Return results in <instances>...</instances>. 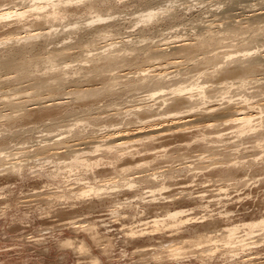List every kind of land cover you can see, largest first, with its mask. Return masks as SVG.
Instances as JSON below:
<instances>
[{
    "label": "rangeland",
    "instance_id": "obj_1",
    "mask_svg": "<svg viewBox=\"0 0 264 264\" xmlns=\"http://www.w3.org/2000/svg\"><path fill=\"white\" fill-rule=\"evenodd\" d=\"M32 1L0 0V4L22 9ZM118 1L111 2L113 5L101 4L92 10L85 3L73 1L65 6V12L47 21L34 13H28L23 19L13 16L0 21V62L10 55L19 60L44 58L30 77L11 82L4 80L6 70L0 68V264H258L264 259V229L258 228L248 232L241 227L236 240H243L236 243L234 251L225 246L223 237L210 256L193 242H186L184 250L176 257L163 249L166 244L177 245L185 238L198 240L210 229L209 234L219 238L220 226L242 224L264 216V142L238 137L235 127L223 123V119L216 126L193 121L185 126L183 133H168L157 136L152 142L132 143L118 159L107 154L105 145L96 152H92L96 143L82 145L79 151H87L86 157L102 158L99 166L88 170L63 168L57 174L53 172L55 163L38 159L43 154L35 155L47 139L46 143H52L57 138H72L76 132L87 139L97 136L100 140L97 143L104 142L114 128L138 125L140 117L148 114V107H152L155 117H163L162 122L166 123V112L177 107L171 106L170 100L165 105L159 97H145L143 94L147 92L143 88L127 90L123 85L128 81L121 80L112 86V91L86 100L64 94L70 98L59 105L29 109V103L36 97L60 95L45 90L33 96L29 87L36 80L34 78L51 81L60 75L69 80L68 84L94 83L102 87L101 79H86L84 75V70L93 65L90 58L101 50L95 47L118 40L115 36L119 35L125 39L134 38L129 46L137 44L139 47L161 44L177 36L195 38L198 26L214 18L211 10H224L229 0ZM249 3L259 8L264 0ZM153 10L159 12L158 17L150 22L142 21L143 15ZM96 13L102 14L106 21L95 20ZM89 18L94 21L91 23ZM260 19L251 21L250 25L237 21L224 25L215 20L216 25H221L217 28H220L222 41L214 51L235 56L252 49L255 53L248 60L264 55V17ZM108 22L115 23L114 30L118 29L97 35L94 28ZM40 27H51V33L46 38L18 39ZM233 28H237L234 35L230 34ZM65 44L70 47L66 57L70 60L68 67L61 60L50 62L46 59L51 51ZM146 60L137 58L132 68L146 65ZM212 70V64L185 59L181 66L168 68L167 71L172 72L167 74L165 85L168 86L163 89L169 92L172 86L201 82L208 96H194L199 109L215 103L222 108L229 103L244 105L247 98L255 105V111L264 110V83L253 79L264 77V63L247 79L252 81L242 87L226 85L224 75L219 71L210 74ZM8 100L22 105H9ZM139 104L142 107L136 110ZM74 153L59 154L56 161L69 162ZM13 163L23 166L21 173L12 170ZM231 163L235 165L230 166ZM229 167L233 175L225 173ZM152 174L157 175L155 182L146 180L145 176ZM88 180L106 188L100 198L94 194L84 197L75 194ZM162 183L167 187L156 189L153 194L151 190L161 187ZM153 197L156 201H151ZM181 208L187 209L189 216L197 221L180 230L161 225V229L150 234L155 228L152 221L155 217H165L167 211ZM203 218L205 221H200ZM204 223L215 226L206 229ZM131 229L138 230L141 235L130 238L127 234ZM67 238L75 243L82 240L86 250L80 252L75 245H64ZM157 251H162L163 256L155 259ZM91 257L98 258V262H92Z\"/></svg>",
    "mask_w": 264,
    "mask_h": 264
},
{
    "label": "bare ground",
    "instance_id": "obj_2",
    "mask_svg": "<svg viewBox=\"0 0 264 264\" xmlns=\"http://www.w3.org/2000/svg\"><path fill=\"white\" fill-rule=\"evenodd\" d=\"M73 1L85 3L86 6L90 10H92V9H96L101 4L104 5L109 3L108 5H113L111 2L118 0H33L31 4H27L23 6L22 9H18V8L11 9L9 7H2L5 4L1 3L0 21L11 19L13 16H15L16 18L23 19V17L28 13H32V14L34 13L39 18H43L45 21H47L56 18L58 15H61L62 11L65 12L66 10L65 6L72 3ZM250 1L252 0H229L226 1L228 3L226 8L225 9L223 8L224 10L218 11L215 8L213 11L211 10L214 18L211 20L209 19L210 21H208L209 22L208 24H206L207 23L206 22L205 24H200L198 26L199 28L197 31L198 34L196 35L195 38L193 37L190 38L189 36L181 37L175 35L177 36L176 38L165 41L164 43L157 45L156 44L148 45L145 47L141 45V47H139L136 46L137 44L133 46H129L131 45L130 43L133 42L132 40L134 38H132V40L129 39L130 37H128V39H125L126 37L124 38L119 35V37L115 36V38H119L118 40L111 42L109 41L108 43L105 44L103 43L104 45L101 46H97V47L94 46L96 49L98 50L101 49V50L97 51V53H95V55H93L92 58H90L93 61V65L90 68L84 70L85 71L84 75L86 79H91V80L101 79L103 81L102 87H99L100 85L95 86L93 85L94 83L77 84V85L68 84L69 80L67 81V78L62 77L60 75H57L51 81L42 78H34L36 80L33 83H30V87H29L32 88L31 90H33L32 92L33 96H39L45 90H47L52 95H54L55 93H58L60 95L56 97V96H48L47 94L46 97H40V96L36 97L34 101L29 103L30 104L29 109H35L40 105L43 106H51L56 104L59 105L63 102L65 98L67 97L70 98V96H65L64 94H70L76 100H86L89 97L92 96L94 97L95 95H99L101 93L103 94V92L105 91H110V90L112 91L113 90L112 86L121 80L128 81L126 85L125 84L123 85L127 90L132 91L139 88H143V90L145 89L144 91L147 92L146 94H143L145 97L146 96L149 98L159 97L162 104L165 105H167L168 100H170V105L177 107L176 110H170L169 112H166L167 114L165 118H167L166 121H168L166 123L162 122L164 121L162 119L163 117H155L156 114H152V107H148L146 110L147 112L149 111L148 114L144 115L143 117H140L138 125L131 128H125V127L114 128L112 131L108 132V135L104 139V142L97 143L100 142V140L97 139L96 135H95L96 137H89L90 139H87V137H84L81 132H76L75 136H73L72 138H65V139L57 138L52 143H46L48 140L47 139L45 144L41 145L42 147L38 148V151L35 152V155L43 154L44 156L39 157L38 159H44L43 161H46L47 163H53V164L55 163V168L53 172L57 174L60 173L63 168H67V169L69 168L70 171L80 168H84L85 170H88L99 166L102 158L99 157L95 160H91V158L86 157L85 153L88 154L87 151H79L81 150V148H83L80 147L82 145L96 143L95 148L92 150V152L98 151L99 149H101L100 147L102 145H105L104 150L107 152V154H111L113 155V157L118 159L123 157V153H125V151L124 152L122 151L132 143L144 142V140H147L148 142H152L157 138V136L159 137V135L161 136L168 133L169 134L183 133L185 132V126L187 124L192 123L193 121H204L206 123V126H216L217 122L220 119H223L224 121L223 123L225 124L228 123L232 124V126L235 127V132L238 137L253 138L257 143L264 142V114H263L264 110L263 108H260L259 111H255V107H254L255 105L250 104L247 98L245 99L244 105L229 103L224 108H222L218 106L217 103H215L205 106L204 109H199L197 108V105H195L194 96L195 95L197 96L199 95L200 97L208 96L207 95L208 91L206 90V86L204 83L194 82L187 85H176L174 87L172 86L169 92L163 89V87L168 86L165 85L166 84L165 78L167 74L172 72V71H167L168 68L171 66L173 67L181 66L184 63L185 59L186 61L195 60L201 64L204 63L212 64L213 70L210 71V74L214 73L215 71L221 72V74L224 75V79H225L224 81L226 85L229 84L230 86H233L235 84H238L237 86L242 87L245 84L252 81L247 79L264 63V55L260 54L254 59L248 60L247 58H249L255 53V51H252V49H247L246 51H243L242 54L235 56L232 53H227V52L220 53L214 51L216 49V46L220 44L222 41L221 34H219L220 28H217L221 25H219L220 23L216 25L215 23L216 21L224 23V25L228 21H237L238 23L241 24L246 23L247 25H250L251 21L264 17V5L262 4L261 7L255 8L254 4L249 3ZM242 2H247V3L243 4ZM167 7H169L170 9V6H166V8ZM158 14L159 12H155L154 10L149 11L143 15L142 21L150 22L152 20H155V18L158 17ZM172 15L173 14H171L170 16ZM94 16H96L95 20L100 22L101 21L103 22L104 20L106 21L107 19L103 17L102 14L100 13H96ZM94 16H92L91 18H93ZM93 21L94 20L92 19L91 23ZM114 26H116L115 23L109 24L108 22L106 25H102V26L99 25L95 27L94 31L96 33L98 32L97 35L100 34L102 35L106 32L109 33L117 30L118 27L117 29L114 30ZM49 28L40 27L32 31L29 30V32H27L24 36L19 37L18 39L23 38L25 40H28L40 36H44V37L48 36L51 33V30ZM94 31L92 30V32ZM236 32H237V28H233L232 30H230V34L234 35ZM148 38L150 39L151 37ZM66 45L67 44H65V47L63 48L61 47V49L58 48L53 52L51 51V53L46 57V59L50 60V62L53 60H58V61L61 60L62 63H64V65L67 66L70 61V60L67 61L66 59V57H68L69 55L67 49H69L70 47ZM208 53L210 54L207 55ZM139 57H143L147 59L146 65L132 68V64L135 63L137 61V58ZM4 59L5 60L2 59L0 62V68L4 69V71L6 70L4 80L9 82L13 80H19L24 77H30L31 73L35 70L38 64L44 61V58L41 57H37V58L24 57L23 59L19 60L11 55ZM152 59H160V60L154 62V60ZM231 62H235V63L233 65H230ZM228 78H231V80L228 81ZM253 79L255 80L254 82L264 83L263 80L264 77H253ZM18 89L19 88H15V90ZM8 104L12 106L22 105L20 103H14L10 100H8ZM141 107L142 106L139 104V107L136 108V110H140ZM143 111L145 113V110ZM185 115H187V117H185ZM188 115H190L191 117H188ZM42 119L44 120V118ZM141 132H144V135H142L143 133ZM136 136L139 137L137 138ZM203 139H206V137H203ZM149 149L150 147H146V150ZM66 151L75 152L74 154L71 155L70 161L69 162L56 161L57 160L56 156ZM1 154L2 151L0 152V156ZM51 157L52 159H50ZM231 164L232 165L230 166L235 165V163H231ZM11 167L12 170L17 173H21L23 170V166L21 164L13 163ZM127 167L130 168V166ZM225 173L227 175H233L231 167H229V169H227ZM152 175L153 176H145L147 177L146 180L150 182H155V180H157V175L155 174ZM161 185L162 186L159 188H155V189L153 188L151 192H153L154 194L156 189L162 190L165 187H167L165 183H162ZM80 189L81 190L79 192H75V194L81 195L83 197L88 196L90 194H94L95 196L100 198L101 194L105 191L106 188L100 185L91 184V181L88 180L85 182V185ZM151 201H156V197H153ZM187 211H188L187 209H183V208L169 210L165 214V217L162 218L155 217L152 220L153 226L155 228L153 229L152 232H150V234L153 235L155 233L154 231L161 229L162 228L161 225L162 226L166 225L170 229L180 230L182 226L191 222H196L197 220L195 219V217L189 216V213ZM200 221H205V220L203 218V220ZM209 225L210 223L203 224V226L206 229L215 226V225H210V226ZM241 227H243V229L246 228L248 232L255 230V228L264 229V216H261V218L258 220L247 221L242 224H232V225L230 224V225L220 226V228L218 229L219 231H222V233L221 232L219 233L221 235V237L219 238H217L216 234L213 233L209 234V232L212 231L210 229L207 230L205 234H202L203 237L198 240L197 239L191 240L192 238L190 237L185 238L181 240L179 243H177V245L168 246L166 244L163 247V249L166 248L167 251L170 252V254L176 257L184 250L185 248L184 244L186 242H193L195 243V245H197L198 248L201 249L202 252L208 251L207 254L210 256L216 251L218 245L220 244V241H222L223 238H225V243H226L225 246H229L230 250L234 251L233 247L238 246L236 243L242 242L241 240H243V239L236 240V238H238L236 234ZM138 232L139 231L136 229H131L127 235L130 238H136L141 235V234L139 235ZM144 232L145 231H143L142 234ZM92 234L96 237L95 232H92ZM63 244L72 245V246L75 245L80 252L86 250V244L82 240L79 241L78 243H75L72 239L67 238L63 241ZM162 256H163L162 251H157L156 256L154 257L156 259V258H161ZM91 261L96 263L98 262V258L91 257ZM258 264H264V259L262 261H259Z\"/></svg>",
    "mask_w": 264,
    "mask_h": 264
}]
</instances>
